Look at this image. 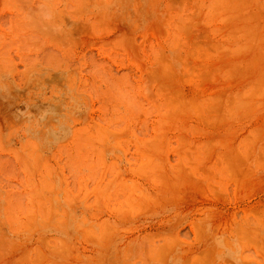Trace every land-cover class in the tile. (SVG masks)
<instances>
[{
	"label": "rangeland",
	"instance_id": "obj_1",
	"mask_svg": "<svg viewBox=\"0 0 264 264\" xmlns=\"http://www.w3.org/2000/svg\"><path fill=\"white\" fill-rule=\"evenodd\" d=\"M0 264H264V0H0Z\"/></svg>",
	"mask_w": 264,
	"mask_h": 264
}]
</instances>
